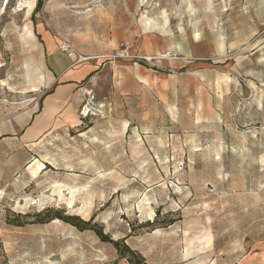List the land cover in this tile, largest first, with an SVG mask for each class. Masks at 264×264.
Wrapping results in <instances>:
<instances>
[{"label":"rangeland","instance_id":"rangeland-1","mask_svg":"<svg viewBox=\"0 0 264 264\" xmlns=\"http://www.w3.org/2000/svg\"><path fill=\"white\" fill-rule=\"evenodd\" d=\"M37 1L0 0V264L264 252V0ZM42 30L77 53L99 46L79 89L106 110L32 139L29 115L50 92L36 84ZM118 63L170 76L177 93L118 85Z\"/></svg>","mask_w":264,"mask_h":264},{"label":"crops","instance_id":"crops-1","mask_svg":"<svg viewBox=\"0 0 264 264\" xmlns=\"http://www.w3.org/2000/svg\"><path fill=\"white\" fill-rule=\"evenodd\" d=\"M40 34L43 42L42 51L46 70L41 78L38 77L36 79V84L43 85L44 89L50 90V92H47L43 98L41 108L33 106L29 115L30 125L25 137L32 139L39 138L44 132L71 128L79 123L78 110L83 102L79 83L98 69V62L96 63L94 60L97 59L98 50L100 49L99 46L91 44L82 50H78L84 57H89V61L87 60L79 66H73L71 64L72 61L59 50L60 39L56 38L54 32L51 31L49 33L42 30ZM134 36L135 28L132 25L131 37L129 34L128 40ZM155 48L156 50H161L163 47L159 45V48ZM140 52H143L142 49ZM35 66L41 72L37 63ZM110 69L113 75L119 74L117 77L118 85L121 82H128L136 90L141 83V85L149 87V90L152 91L158 83L161 88L165 87L164 98L166 101L177 93L176 86L172 85L173 80H170V76H165L162 73L146 70L145 68L144 71H141L140 68L134 65L124 63L110 66ZM35 73H37L36 70ZM120 76L123 78H120ZM90 80H93V77ZM38 109L39 113L36 115L35 112ZM240 263L264 264V252L256 253L254 257L253 255H246L241 259Z\"/></svg>","mask_w":264,"mask_h":264},{"label":"built area","instance_id":"built-area-1","mask_svg":"<svg viewBox=\"0 0 264 264\" xmlns=\"http://www.w3.org/2000/svg\"><path fill=\"white\" fill-rule=\"evenodd\" d=\"M59 50L62 53H64L68 59L73 61L72 63L73 66L83 63L89 59L77 53L66 42L60 43ZM125 54L126 55H121L120 57L129 58L128 53H125ZM136 59L141 60L146 63H151L154 58L152 59V58L144 57V58H136ZM105 110H106V106L104 104L96 103L91 91L86 90L83 96L82 105L78 110V117H80L83 120L84 119L92 120L93 118L102 116L105 113Z\"/></svg>","mask_w":264,"mask_h":264},{"label":"trees","instance_id":"trees-1","mask_svg":"<svg viewBox=\"0 0 264 264\" xmlns=\"http://www.w3.org/2000/svg\"><path fill=\"white\" fill-rule=\"evenodd\" d=\"M41 5H42V2H41V0H38L37 1V5H36V9L37 10H39L40 8H41ZM53 218H50V219H54V218H58V219H60V220H65V218H61L60 216H59V214L58 213H53V216H52ZM71 221H72V223H73V221H75V226H77V227H81V225L83 226L84 224H76L77 222V220H76V218H71L70 219ZM36 223H44V219H38L37 221H36Z\"/></svg>","mask_w":264,"mask_h":264},{"label":"bare ground","instance_id":"bare-ground-1","mask_svg":"<svg viewBox=\"0 0 264 264\" xmlns=\"http://www.w3.org/2000/svg\"><path fill=\"white\" fill-rule=\"evenodd\" d=\"M150 24H151V23H150ZM33 163H36V161L33 162ZM38 168L41 169V168H42V165L38 164Z\"/></svg>","mask_w":264,"mask_h":264}]
</instances>
